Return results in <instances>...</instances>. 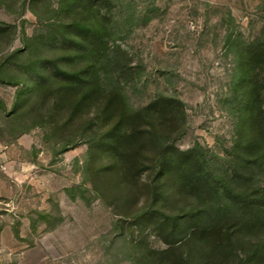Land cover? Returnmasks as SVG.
Here are the masks:
<instances>
[{
  "label": "rangeland",
  "instance_id": "374dc122",
  "mask_svg": "<svg viewBox=\"0 0 264 264\" xmlns=\"http://www.w3.org/2000/svg\"><path fill=\"white\" fill-rule=\"evenodd\" d=\"M102 16L129 53L120 63L143 64L136 81L94 49ZM257 41L264 0H0V264H147L149 248L169 247L158 218L187 199L155 197L161 145L194 148L209 170L233 166L252 130L246 49ZM115 87L131 110L158 95L185 107L184 120L160 107L149 167L124 182L102 139ZM241 236L248 252L264 243L263 231Z\"/></svg>",
  "mask_w": 264,
  "mask_h": 264
},
{
  "label": "trees",
  "instance_id": "16d2710c",
  "mask_svg": "<svg viewBox=\"0 0 264 264\" xmlns=\"http://www.w3.org/2000/svg\"><path fill=\"white\" fill-rule=\"evenodd\" d=\"M104 1L112 5V0ZM109 20L115 21L113 17L102 16L91 28L96 40L94 49L104 50L99 57L104 64L113 68L119 66L120 80L134 82L141 77L143 64L120 63L129 53L117 42V28L110 26ZM246 54L247 60L255 64L249 75L247 94L256 107L252 110V130L243 141V153L232 161V170L222 167L209 170L194 148H174L173 151L172 142L161 145V156L154 162L158 171L153 185L155 197L173 195L174 198H185L187 202L175 213L167 208L163 217L158 218L157 225L166 231L161 237L169 247L149 248L151 262L147 264H221L223 260L229 261L228 264H264V243L248 252L241 236L243 231L264 232V183H260V177H264V129L259 122V118L264 119V41L248 43ZM99 77L91 84L100 93ZM74 84L77 83L71 85ZM86 89L91 91L93 88ZM125 96L121 88L115 87L103 101L105 112L116 115L114 126L102 139L115 157L110 170L119 175L118 182L133 175L139 178L149 167L147 160L141 157L146 154L145 145L156 142L160 131L156 124L160 107L172 120H184L185 117L181 99L158 95L146 106L131 110ZM92 149L95 153V148ZM198 244H201L202 252L196 255L190 248ZM197 259H201L200 262H193Z\"/></svg>",
  "mask_w": 264,
  "mask_h": 264
}]
</instances>
